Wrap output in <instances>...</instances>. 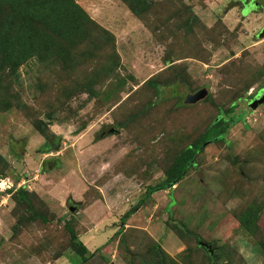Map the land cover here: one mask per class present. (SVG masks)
Here are the masks:
<instances>
[{
	"label": "rangeland",
	"instance_id": "1",
	"mask_svg": "<svg viewBox=\"0 0 264 264\" xmlns=\"http://www.w3.org/2000/svg\"><path fill=\"white\" fill-rule=\"evenodd\" d=\"M248 2L0 0V264H264V11ZM233 104L172 198L121 224Z\"/></svg>",
	"mask_w": 264,
	"mask_h": 264
},
{
	"label": "trees",
	"instance_id": "2",
	"mask_svg": "<svg viewBox=\"0 0 264 264\" xmlns=\"http://www.w3.org/2000/svg\"><path fill=\"white\" fill-rule=\"evenodd\" d=\"M202 88H199L198 90H196L193 93L187 94L185 97V102L186 103H195V102L202 100V99H205V98L209 99L208 94L204 98L196 100L195 102H192L189 99L190 95L195 94L197 91H199ZM235 108H236V104H233L230 107H228L226 110L221 111V113L212 121L210 126L192 144H190L189 146H187L186 148L183 149V151L176 158L175 162L166 171L165 177L153 185H147L145 192H144V196L141 197L140 199H138V201L135 204H133L127 211H125L124 214L120 217L121 224H124L126 219L130 215H132L134 212H136L137 209H139L144 204L145 198L147 196H150L152 193L159 191V190H168L169 197L172 198L171 192L173 189V185H175L176 182H178L179 180L184 178L186 171L190 167V165H191L193 159L195 158L196 154L203 148V146L206 143L217 142V141L223 139L227 130L234 123H236L238 121V118L235 117L234 114H232L234 112ZM48 142H50V140ZM45 147H46V150L54 148L53 145L49 146L48 144H46ZM16 156H17V154H16ZM17 158H18V156H17ZM13 195H14L13 197H14L16 202H20V201L26 202L28 205L27 208L29 211L32 212L33 217H35L36 219L38 218V214H36L32 211L33 208L31 206V202L28 198L27 190L24 189V187L17 188L13 192ZM181 225H182L181 228H183L187 234H191V231H189L184 224H181ZM66 227H67V229L71 235V238L73 240V244L75 246H77V250L81 254H84L85 252H87L88 251L87 247L76 236L73 228L69 227L68 225ZM122 229H123V226L120 227L118 230H116L115 233L119 234L122 231ZM198 245H199V243H198ZM205 250L208 252L207 249H205ZM209 255L213 256V254H210V253H209Z\"/></svg>",
	"mask_w": 264,
	"mask_h": 264
},
{
	"label": "water",
	"instance_id": "3",
	"mask_svg": "<svg viewBox=\"0 0 264 264\" xmlns=\"http://www.w3.org/2000/svg\"><path fill=\"white\" fill-rule=\"evenodd\" d=\"M250 4L264 11V0H251ZM262 34H264V27L262 29ZM260 90H263V91L261 92ZM260 90L255 95V99L257 102L264 101V89H260ZM206 95H207L206 89L202 88L199 91H197L195 94L190 95L189 99L192 102H195L196 100L204 98ZM114 131L115 129L113 127H109L107 130L108 133H113ZM68 206L71 211H74L76 209L75 205L69 204ZM198 243H199V246L207 249L210 254H213V248H212L211 243H208L205 241H199ZM108 264H113V262L110 261Z\"/></svg>",
	"mask_w": 264,
	"mask_h": 264
},
{
	"label": "flooded vegetation",
	"instance_id": "4",
	"mask_svg": "<svg viewBox=\"0 0 264 264\" xmlns=\"http://www.w3.org/2000/svg\"><path fill=\"white\" fill-rule=\"evenodd\" d=\"M251 0H249V2L247 4H250Z\"/></svg>",
	"mask_w": 264,
	"mask_h": 264
},
{
	"label": "built area",
	"instance_id": "5",
	"mask_svg": "<svg viewBox=\"0 0 264 264\" xmlns=\"http://www.w3.org/2000/svg\"><path fill=\"white\" fill-rule=\"evenodd\" d=\"M19 186V185H18Z\"/></svg>",
	"mask_w": 264,
	"mask_h": 264
}]
</instances>
